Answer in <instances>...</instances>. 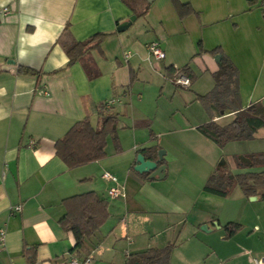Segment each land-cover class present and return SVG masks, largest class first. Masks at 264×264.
<instances>
[{"label":"crops","instance_id":"0c3cea01","mask_svg":"<svg viewBox=\"0 0 264 264\" xmlns=\"http://www.w3.org/2000/svg\"><path fill=\"white\" fill-rule=\"evenodd\" d=\"M178 1L193 12L180 16L172 0H0L8 8L0 17V264H127L133 254L168 244L169 264H252L264 257V198L246 197L238 186L227 196L203 190L213 171L241 170L234 160L218 161L219 146L197 129L234 118L197 100L213 90L223 58L238 71L241 108L264 98V0ZM95 34H106L100 45L68 64L58 40ZM152 42L163 59L150 55ZM178 72L189 78L188 88L172 82ZM110 100L118 121L105 156L68 168L56 142L86 117L99 128L94 105ZM158 150L160 176L134 170L138 154L153 161ZM104 172L116 177L123 195L108 194L114 184ZM88 192L106 202L108 217L82 251L60 220L63 201ZM228 223L240 226L230 236Z\"/></svg>","mask_w":264,"mask_h":264},{"label":"trees","instance_id":"16d2710c","mask_svg":"<svg viewBox=\"0 0 264 264\" xmlns=\"http://www.w3.org/2000/svg\"><path fill=\"white\" fill-rule=\"evenodd\" d=\"M172 2L180 16L193 12L188 4H183L178 0H172ZM105 35L95 34L84 41H72L67 37H62L58 41L68 56V64H71L84 60V56L90 49L100 45ZM83 66L88 75L92 76V63L85 61ZM26 71L30 72V70ZM213 78L215 81L213 90L205 95H198L197 100L210 113L213 111L220 115V111L230 109L234 112V118L226 125H219L211 119L199 125L197 129L219 147L231 141L252 139L254 133L264 127V105L257 102L246 108L240 107L238 71L227 58L221 60L219 69L213 73ZM94 111L102 120L99 128L92 127L89 118L86 117L75 123L64 137L56 142L57 156L70 169L102 159L105 156L106 137L116 131L118 114L112 106L104 101L94 105ZM234 163L241 172L232 174L223 170L213 171L203 186V190L227 196L235 186H238L246 197L259 193L261 198H264V152L236 155ZM63 203L66 213L60 223L73 234L75 249L86 251V239L108 217L107 204L93 192L69 197ZM224 228L227 236H230L240 226L236 223H228ZM172 248L173 244L162 248H149L144 252L131 255L127 264H169Z\"/></svg>","mask_w":264,"mask_h":264},{"label":"built area","instance_id":"2783aa9c","mask_svg":"<svg viewBox=\"0 0 264 264\" xmlns=\"http://www.w3.org/2000/svg\"><path fill=\"white\" fill-rule=\"evenodd\" d=\"M8 13V8L1 7L0 8V17H4ZM148 51L150 55L156 59L161 60L164 57V52L162 48L160 47L158 42H152L148 45ZM129 52L125 53V56H128ZM174 85H176L178 88H188L190 86V80L183 72H178L174 75V77L171 79ZM108 105H111L113 103V100H110L107 102ZM35 146V142L33 140H30L28 143V147L33 148ZM103 179L109 183L114 184L111 186L108 190V194L110 196H119L123 195L122 188L118 187L116 184V177L110 173V172H104L102 175ZM21 207L19 205L14 206L12 208L13 212L20 211ZM5 242V230L0 229V249L4 247ZM71 264H80V262L77 259H72ZM83 264H89V259H84ZM252 264H264V257L260 255H256L252 258Z\"/></svg>","mask_w":264,"mask_h":264},{"label":"rangeland","instance_id":"374dc122","mask_svg":"<svg viewBox=\"0 0 264 264\" xmlns=\"http://www.w3.org/2000/svg\"><path fill=\"white\" fill-rule=\"evenodd\" d=\"M233 119L232 116L225 115L220 118L219 123L225 124ZM220 148V155L218 161H224L227 165L231 164L234 160V156L243 153L259 152L258 149H264V127L260 128L256 135L250 140L246 141H232L226 143ZM180 238L176 242V247L179 249L178 245L181 244Z\"/></svg>","mask_w":264,"mask_h":264},{"label":"water","instance_id":"95a60500","mask_svg":"<svg viewBox=\"0 0 264 264\" xmlns=\"http://www.w3.org/2000/svg\"><path fill=\"white\" fill-rule=\"evenodd\" d=\"M134 19L135 16H131L127 22H123L119 24L117 27L118 31L119 32L124 31L126 28H128L131 25ZM216 57L218 58L219 56ZM261 103L262 105H264V98L261 100ZM220 113L223 115V114H232L233 112L230 109H225L223 111H220ZM157 155H158V159L152 161V160H145L141 154H138L136 156V165L134 166V170L138 173L153 172V177L160 176L163 171V168L158 167L157 165L164 155V150H158Z\"/></svg>","mask_w":264,"mask_h":264}]
</instances>
